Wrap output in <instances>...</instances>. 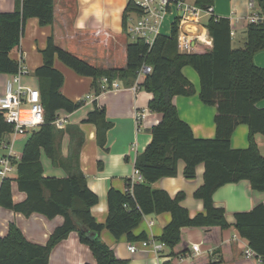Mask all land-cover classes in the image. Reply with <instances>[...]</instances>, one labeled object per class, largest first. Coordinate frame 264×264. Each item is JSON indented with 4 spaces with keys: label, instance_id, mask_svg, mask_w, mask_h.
<instances>
[{
    "label": "trees",
    "instance_id": "16d2710c",
    "mask_svg": "<svg viewBox=\"0 0 264 264\" xmlns=\"http://www.w3.org/2000/svg\"><path fill=\"white\" fill-rule=\"evenodd\" d=\"M212 0H193L200 9L211 6ZM53 0H14L13 11L0 12V73L15 74L20 69L19 62L9 57V52L19 45L23 24L28 17L37 18L39 24L53 21ZM142 8L127 0L121 16L123 31L129 35L131 16H140ZM179 18L173 19L169 35L157 34L152 43L144 38H132L125 49L126 65L121 69H100L84 59L71 54L47 39L41 50L43 62L33 74L39 80L41 104L44 120L36 130L28 134L21 157L16 161L17 187L27 194L24 201L14 203L11 198L9 178L0 181V205L28 215L39 212L51 218L63 216V223L49 235L44 245L24 238L20 228L10 223L7 233L0 236V264H48L51 249L69 232L76 231L79 240L85 243L95 258V264H126L100 238L99 232L107 229L115 238L125 235L128 240L145 238V234L135 236V228L145 214L168 212L171 219L162 228L159 236L171 255H185L182 228H201L205 234L212 229L218 231L229 226L224 209L214 205L213 192L225 183L246 179L254 190L264 191V156L260 154L254 141L255 132L264 135V108L256 103L264 97V68L253 63V54L264 49V11L262 19L248 23L244 31L241 47H232L230 20L227 17L209 15L205 27L212 38V46L197 47L196 51H179ZM58 57L76 73L92 76L95 94L101 91L98 81L107 77L110 83L118 80L132 85L138 69L149 65L151 72L145 75L141 87L152 94L148 109L160 114V121L150 129L151 140L135 157L134 168L142 178L125 182V191L113 187L107 192L108 211L104 223L92 218L90 208L97 201V195L86 186L84 173L79 168V149L84 142L78 124L61 127L55 123L57 110L72 112L80 102H71L61 92L63 75L54 68ZM190 65L196 70L199 80V99L216 107L214 115L215 136L198 138L183 119L178 116L171 99L174 95H190L195 88L186 78L181 68ZM84 122L96 126V138L104 148L105 132L111 126L104 121V111L96 107L88 113ZM239 123L248 127L249 143L245 148L230 147V138ZM0 110V144L2 136L12 131ZM68 134L66 156L60 152L61 137ZM48 156L54 167H60L65 175L60 178L44 176L40 154ZM184 162L183 175L194 178L196 165L203 164V184L193 196L203 201V211L189 216L182 206V191L171 197L163 189H154L151 184L160 177H174L177 161ZM234 228L247 241L264 264V202L256 204L249 211L234 214ZM95 232L94 238L89 233ZM219 260L227 257L225 246L219 247ZM198 255H194L193 259ZM211 263L210 259L204 264Z\"/></svg>",
    "mask_w": 264,
    "mask_h": 264
},
{
    "label": "crops",
    "instance_id": "0c3cea01",
    "mask_svg": "<svg viewBox=\"0 0 264 264\" xmlns=\"http://www.w3.org/2000/svg\"><path fill=\"white\" fill-rule=\"evenodd\" d=\"M192 3L193 0H186ZM250 2L253 3L250 6ZM264 2V0H262ZM126 0H53V21L51 24H39L37 18L28 17L24 21L22 36L19 45L9 52V57L19 62L22 71L19 74L21 85L31 88H39V80L33 71L42 62L41 50L47 45L48 37L60 48L75 54L88 63L100 69H121L126 65V44L132 40L130 32L127 35L122 29L121 16ZM14 0H0V12L13 11ZM209 11H201L196 21L188 15L183 16V11L171 6L162 16L158 34L169 35L173 19L178 17L179 51L190 53L196 51L197 47L207 49L212 46V38L205 27L209 15L216 17H227L233 31L232 47H241L245 38L244 31L249 23L247 19L250 13H256L262 18L264 8L261 9L256 0H212ZM181 13L179 17L178 14ZM138 16L128 19L129 28ZM165 24L166 31L161 28ZM170 26V27H169ZM202 31L206 42L186 37L187 33ZM184 35V36H183ZM253 63L264 68V49L253 54ZM53 66L63 75L60 90L71 102H80L77 109L67 112L63 109L57 110L56 116L61 127L66 124H78L83 133L84 142L79 149V168L84 173L86 186L97 195V201L90 208L93 219L104 223L108 211L106 203L107 192L113 187L125 191L126 179H136L134 168L135 157L144 149L151 140L150 129L161 119L160 114L148 109V100L152 94L143 87L145 75H138L132 85L114 80L118 83L117 88H106L95 94L92 89V76L76 73L66 66L58 57H55ZM183 75L194 86V93L174 95L171 99L174 103L178 116L189 124L193 135L198 138H212L215 136L214 115L216 107L208 105L199 99V80L195 69L190 65L181 68ZM14 74L0 73V95L4 94L5 87L12 80ZM101 85V80L98 81ZM134 85V87H133ZM96 107L104 111V121L111 126L105 132L104 148L100 147L96 138V126L93 122H84L90 111ZM256 107L264 108V97L256 103ZM141 112L140 123H136V113ZM28 135H18L13 138L12 134H4L2 140L6 143L13 142L15 152L13 157V168L5 178H9L11 198L14 203L22 202L27 194L17 187L16 161L20 159L23 147ZM254 141L261 155L264 156V135L255 132ZM248 127L239 123L234 128L230 147L233 149L245 148L249 143ZM68 134H63L60 143V152L66 156L68 148ZM7 149L0 146V156L5 155ZM44 176L57 177L65 175L60 167H54L51 160L43 151L40 154ZM184 162L177 161V173L174 177H160L151 186L154 189H163L171 197L182 191L184 198L181 201L183 207L193 216L203 211V201L195 198L193 192L203 184V164H197L194 178L188 180L183 175ZM2 178H0L1 181ZM139 182V181H135ZM212 199L214 205L224 209L229 226L223 230L212 229L207 234L201 228H182L183 241L177 246L186 245L189 249L185 255H171V250L162 245L160 251L147 247L144 250L131 252L128 244L137 243L145 238L151 237L159 240L162 228L170 221L168 212L159 214H145L139 224L132 229V234L139 236L145 234V238L128 240L125 235L115 238L107 229L99 232L103 242L114 252V255L126 264H204L207 259L209 264H253L244 258L242 254L243 245L247 241L238 235L234 228L235 213L249 211L256 204L264 202V191L254 190L250 182L240 179L238 182H229L217 188ZM62 215L47 217L39 212L28 215L0 205V236L7 233L8 226L14 222L21 230L24 238L36 244L44 245L52 231L63 223ZM192 245H196L197 258L190 262ZM224 245L226 259L219 260V246ZM192 254V253H191ZM48 264H95V258L85 243H82L76 231L57 243L50 251Z\"/></svg>",
    "mask_w": 264,
    "mask_h": 264
},
{
    "label": "built area",
    "instance_id": "2783aa9c",
    "mask_svg": "<svg viewBox=\"0 0 264 264\" xmlns=\"http://www.w3.org/2000/svg\"><path fill=\"white\" fill-rule=\"evenodd\" d=\"M135 5L142 8V14L136 18L132 26L129 28V32L132 38L142 37L147 43H152L154 37L158 34V29L160 25V20L162 16L168 11L170 3H174L183 11V16L188 15L192 20L196 21L201 11H209L211 8H199L196 5L187 2L186 0H132ZM253 3L250 2V6ZM250 22H257L262 18L252 12L249 17ZM178 38L181 39V32H179ZM202 31H195L193 33H187L185 36L188 38H194L199 40L201 43H207L205 34L203 32V37L201 36ZM184 36V35H183ZM230 36L233 37V31H230ZM22 71V67L14 74L11 81L5 87L4 94L0 95V110L3 112V119L7 124H12V131L10 132L14 137L18 135L26 136L32 131L36 130L44 120V107L41 104L40 91L36 88H31L26 85L20 84L19 74ZM151 72V67L149 65H142L137 74H147ZM138 77V76H137ZM101 85L99 86L101 90L106 88H117L118 83L116 81L108 82L107 77L100 79ZM134 87V85H133ZM135 88V87H134ZM142 113L139 111L136 113V123H140V117ZM58 120L56 119V122ZM13 142L6 143L1 142L0 146L7 149L5 155L0 156V178H5L13 168V155L15 154L13 150ZM137 177L136 179H130L132 182L141 181V177L136 170ZM164 245L162 241H155L151 237L145 238L142 241L137 243L131 242L128 244V250L137 252L138 250H144L147 247H151L153 250L160 251L161 246ZM242 254L244 258L251 261L253 264H262V257L257 256L254 250L248 245H243ZM192 254L188 253L187 255H192L199 251L196 245H192Z\"/></svg>",
    "mask_w": 264,
    "mask_h": 264
},
{
    "label": "water",
    "instance_id": "95a60500",
    "mask_svg": "<svg viewBox=\"0 0 264 264\" xmlns=\"http://www.w3.org/2000/svg\"><path fill=\"white\" fill-rule=\"evenodd\" d=\"M256 2H258V4H259V6H260L261 9L264 8V2H262V0H256ZM178 16L180 17L181 16V13H179ZM89 236L91 238H94L95 232L94 233L93 232L89 233Z\"/></svg>",
    "mask_w": 264,
    "mask_h": 264
},
{
    "label": "rangeland",
    "instance_id": "374dc122",
    "mask_svg": "<svg viewBox=\"0 0 264 264\" xmlns=\"http://www.w3.org/2000/svg\"><path fill=\"white\" fill-rule=\"evenodd\" d=\"M126 1H127V0H126ZM169 5L171 6V10H172L173 6H176L174 3H170ZM169 27H170V26H169ZM161 31H162V32H163V31H164V32L166 31L165 24L162 26Z\"/></svg>",
    "mask_w": 264,
    "mask_h": 264
},
{
    "label": "bare ground",
    "instance_id": "6f19581e",
    "mask_svg": "<svg viewBox=\"0 0 264 264\" xmlns=\"http://www.w3.org/2000/svg\"><path fill=\"white\" fill-rule=\"evenodd\" d=\"M200 37H203V34Z\"/></svg>",
    "mask_w": 264,
    "mask_h": 264
}]
</instances>
